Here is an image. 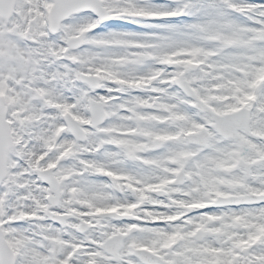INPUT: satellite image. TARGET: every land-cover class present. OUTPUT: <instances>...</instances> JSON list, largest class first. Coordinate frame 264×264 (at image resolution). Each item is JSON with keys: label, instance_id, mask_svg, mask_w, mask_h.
Returning <instances> with one entry per match:
<instances>
[{"label": "snow or ice", "instance_id": "obj_1", "mask_svg": "<svg viewBox=\"0 0 264 264\" xmlns=\"http://www.w3.org/2000/svg\"><path fill=\"white\" fill-rule=\"evenodd\" d=\"M0 264H264V0H0Z\"/></svg>", "mask_w": 264, "mask_h": 264}]
</instances>
